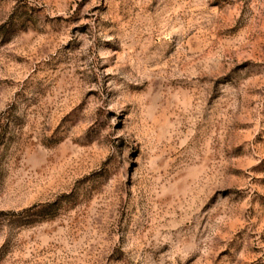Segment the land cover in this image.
<instances>
[{
    "label": "rangeland",
    "instance_id": "obj_1",
    "mask_svg": "<svg viewBox=\"0 0 264 264\" xmlns=\"http://www.w3.org/2000/svg\"><path fill=\"white\" fill-rule=\"evenodd\" d=\"M0 264H264V0H0Z\"/></svg>",
    "mask_w": 264,
    "mask_h": 264
}]
</instances>
